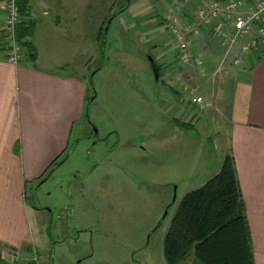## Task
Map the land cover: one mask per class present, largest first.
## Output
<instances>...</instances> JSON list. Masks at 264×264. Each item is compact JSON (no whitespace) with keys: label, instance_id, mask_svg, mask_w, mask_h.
<instances>
[{"label":"rangeland","instance_id":"rangeland-1","mask_svg":"<svg viewBox=\"0 0 264 264\" xmlns=\"http://www.w3.org/2000/svg\"><path fill=\"white\" fill-rule=\"evenodd\" d=\"M173 3L100 0L89 8L94 31L90 17L81 24L95 37L99 16L116 14L104 59L97 44L87 61L88 75L100 70L92 76L84 135L78 129L68 157L37 187H27L30 202L46 214L48 242L38 250L43 264H167L163 238L181 198L222 159L229 78L237 66L219 56L199 73L177 61L164 22ZM137 35L150 39L139 45ZM147 54L161 66L157 82ZM188 89L204 98V107L191 102Z\"/></svg>","mask_w":264,"mask_h":264},{"label":"crops","instance_id":"crops-1","mask_svg":"<svg viewBox=\"0 0 264 264\" xmlns=\"http://www.w3.org/2000/svg\"><path fill=\"white\" fill-rule=\"evenodd\" d=\"M28 1L21 22L35 24L30 39L37 53L35 62L29 61L23 48L22 60L16 65L9 63L0 42V264H28L33 247L38 251L47 246L46 214L30 202L27 187H37L78 129V134L84 135L86 104L92 92L90 64L86 63L95 55L96 35L104 21L99 16L95 37H88L82 25L90 17L91 33L94 31L89 8L100 0ZM200 1L194 0L182 18L188 19ZM148 39L137 35L136 40L140 45ZM189 42L206 68L213 65L211 59L222 56L210 28L190 36ZM168 65L165 60L164 67ZM229 80L233 84L229 136L222 159L210 176L231 153L245 206L253 264H264V51L256 49L245 55ZM170 92L179 94L173 89ZM74 141L77 144L78 140ZM15 251L21 257L18 262L14 261Z\"/></svg>","mask_w":264,"mask_h":264},{"label":"trees","instance_id":"trees-1","mask_svg":"<svg viewBox=\"0 0 264 264\" xmlns=\"http://www.w3.org/2000/svg\"><path fill=\"white\" fill-rule=\"evenodd\" d=\"M28 2L17 0L22 17L27 14ZM123 8H126L125 4ZM115 16L109 14L107 20L110 19V22L107 25L105 20L96 35L101 61L105 50L102 37H105ZM21 21L16 27V39L33 64L37 53L30 39L35 24L30 20ZM106 25L107 29L104 30ZM154 59L159 71L158 81L161 78V66ZM88 81L92 85V78L88 77ZM92 96L91 92L87 104ZM67 154L68 149L63 151L60 159L52 162L45 176L58 167ZM162 247L167 264H253L245 206L231 153L223 157L217 172L181 198L164 235Z\"/></svg>","mask_w":264,"mask_h":264},{"label":"built area","instance_id":"built-area-1","mask_svg":"<svg viewBox=\"0 0 264 264\" xmlns=\"http://www.w3.org/2000/svg\"><path fill=\"white\" fill-rule=\"evenodd\" d=\"M194 0H176L164 13V22L175 45L177 61L182 65L205 70L203 59L190 49V36H199L201 31L210 28L211 38L222 50V61L229 59L231 66H240L245 55L253 50L264 51V0H201L190 17L181 22L182 12ZM22 20L17 0H0V42L6 53V60L18 64L23 57V48L16 39V27ZM191 102L204 107V98L194 95L188 89ZM19 253L14 252V261H20ZM28 264H43L36 248L26 259Z\"/></svg>","mask_w":264,"mask_h":264},{"label":"water","instance_id":"water-1","mask_svg":"<svg viewBox=\"0 0 264 264\" xmlns=\"http://www.w3.org/2000/svg\"><path fill=\"white\" fill-rule=\"evenodd\" d=\"M109 22V21H108ZM108 22H107V25H108ZM107 25H106V27H105V29L104 30H106L107 29ZM102 40L104 41L105 40V38H104V36L102 37ZM146 58H147V60L149 61V64H150V66H151V68H152V71H153V74H154V79H155V81L158 79V77H159V71H158V67H157V65H156V63H155V59L151 56V55H148V56H146ZM97 71V69H94L93 71H91V73H90V75H89V79H91L92 78V76L94 75V73ZM94 96H95V94L91 97V99H90V101L94 98ZM89 104V103H88ZM88 104H86V117H87V119H88ZM96 132V129L94 128V133ZM68 155L69 154H67V156L66 157H68ZM53 171V170H52ZM52 171H50L44 178H42V180L41 181H39L40 183L43 181V180H45L50 174H51V172ZM39 182H38V184H39Z\"/></svg>","mask_w":264,"mask_h":264},{"label":"flooded vegetation","instance_id":"flooded-vegetation-1","mask_svg":"<svg viewBox=\"0 0 264 264\" xmlns=\"http://www.w3.org/2000/svg\"><path fill=\"white\" fill-rule=\"evenodd\" d=\"M148 55H150V54H147V56H148ZM151 56H152V55H151ZM152 57H153V56H152ZM153 58H155V57H153Z\"/></svg>","mask_w":264,"mask_h":264}]
</instances>
